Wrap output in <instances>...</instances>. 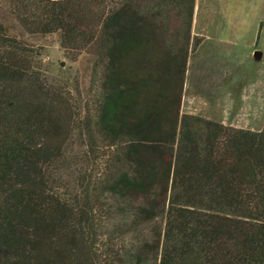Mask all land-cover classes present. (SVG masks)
<instances>
[{
  "label": "trees",
  "instance_id": "trees-1",
  "mask_svg": "<svg viewBox=\"0 0 264 264\" xmlns=\"http://www.w3.org/2000/svg\"><path fill=\"white\" fill-rule=\"evenodd\" d=\"M196 2L0 0V264H264V127L181 113Z\"/></svg>",
  "mask_w": 264,
  "mask_h": 264
},
{
  "label": "rangeland",
  "instance_id": "rangeland-1",
  "mask_svg": "<svg viewBox=\"0 0 264 264\" xmlns=\"http://www.w3.org/2000/svg\"><path fill=\"white\" fill-rule=\"evenodd\" d=\"M212 5L214 11L210 10ZM209 12L214 15L211 30L231 32L233 36L235 72L245 69L242 78L240 74L235 77L233 127L261 130L264 127V57L257 61L254 52L258 49L264 52V0H197L193 21L194 26L195 20H199L197 31L202 29ZM193 31L192 28L196 36ZM42 43L45 47L42 60L50 76L58 81L68 80L72 86L79 82L86 102L97 90L94 86L92 95H88L94 74L92 57L82 52L77 60L71 59L56 35ZM196 47L192 46L191 50ZM242 95H245L244 101ZM122 228L127 230L130 241L139 237L142 230L146 231L148 225L130 223Z\"/></svg>",
  "mask_w": 264,
  "mask_h": 264
},
{
  "label": "crops",
  "instance_id": "crops-1",
  "mask_svg": "<svg viewBox=\"0 0 264 264\" xmlns=\"http://www.w3.org/2000/svg\"><path fill=\"white\" fill-rule=\"evenodd\" d=\"M213 17L212 12L206 14V22L199 31L198 18L194 22V35L203 39L189 55L181 113L233 127L235 77L240 74L242 78L245 69L235 72L233 36L231 32L212 31ZM241 97L244 101L245 95Z\"/></svg>",
  "mask_w": 264,
  "mask_h": 264
},
{
  "label": "water",
  "instance_id": "water-1",
  "mask_svg": "<svg viewBox=\"0 0 264 264\" xmlns=\"http://www.w3.org/2000/svg\"><path fill=\"white\" fill-rule=\"evenodd\" d=\"M254 57L257 61H260L264 57V52L258 49L254 52Z\"/></svg>",
  "mask_w": 264,
  "mask_h": 264
}]
</instances>
